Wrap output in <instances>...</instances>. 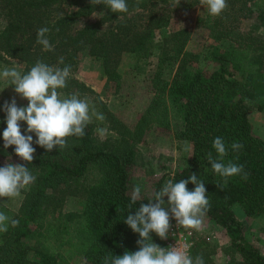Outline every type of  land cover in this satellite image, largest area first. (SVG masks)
Segmentation results:
<instances>
[{"label": "trees", "instance_id": "1", "mask_svg": "<svg viewBox=\"0 0 264 264\" xmlns=\"http://www.w3.org/2000/svg\"><path fill=\"white\" fill-rule=\"evenodd\" d=\"M252 1L226 0L227 7L219 16L209 15L206 8L197 15L196 21L212 40L198 58L202 52L186 48L189 30L169 26L172 18L188 16L203 7L199 0H126V13H113L91 0H0V55L23 61L22 73L37 61L60 68L70 66V72L74 71L79 53L87 51L100 61L106 83L117 84L123 55L156 56L158 60L151 78L155 94L132 126L98 97L91 100L115 137L101 140L91 122L82 138L68 137L66 148L48 152L35 143V133H27L26 122H20L22 134L33 136L36 151L30 163L16 155L15 146L4 148L2 134L7 124L0 101V167L8 162L23 164L36 177L23 191L16 211L0 202V212L19 221L17 227L9 223L8 231L0 233V264H72L62 256L65 247L78 252L84 264H104L106 256L139 250V234L124 222L131 203L130 175L141 155L137 145L146 133L153 127L172 129L168 97L181 114L182 123L174 130V138L187 141L192 152L172 176H161L151 193H141V199L132 205V214L167 181L179 182L195 173L207 190L209 207L204 216L221 226L229 239L225 264H264V254L244 237L243 225L233 211L238 205L248 216H264V137L254 132L251 119L253 111L264 110V7L252 8ZM64 3L75 8L57 12ZM92 13L99 15L96 21L74 28L76 21ZM248 18L253 19L250 28L237 30ZM104 24L108 25L103 28ZM42 27L49 29L46 37L51 51L36 43L37 30ZM226 39L227 46L219 44ZM198 59L203 66L197 65ZM168 61L178 64L172 78L165 80L161 73ZM58 91L65 97L93 93L71 77ZM216 137L223 139L228 150L223 163L243 165V172L228 178L227 183L212 171L207 159L209 152L217 158L212 147ZM233 143L243 147L234 151ZM89 173H94L92 181L87 180ZM187 187L194 190L195 185L189 182ZM68 195L78 198V210H62ZM48 214L53 218L47 222ZM151 235L154 243L163 245L155 232ZM206 245L195 242L190 256L207 262Z\"/></svg>", "mask_w": 264, "mask_h": 264}, {"label": "clouds", "instance_id": "2", "mask_svg": "<svg viewBox=\"0 0 264 264\" xmlns=\"http://www.w3.org/2000/svg\"><path fill=\"white\" fill-rule=\"evenodd\" d=\"M92 4H103L113 13L128 12L126 0H91ZM200 5L206 8L209 15L219 16L227 7L226 0H199ZM49 32L47 27L37 30L36 43L43 46L44 51H51L52 45L46 37ZM63 63V57L59 58ZM70 76V66L63 68L49 66L37 61L26 73H22L16 67H5L0 70V80L9 85H14V91L22 99L28 101L27 106H17L15 97L11 102H5L3 110L6 113L7 127L3 131L4 148L15 146L14 151L23 161L32 162L36 149L33 145V136L25 135L21 131V123L26 122L27 133H35V143L51 152L54 148L62 150L67 147V138L75 136L82 138L85 128L92 122V117L103 121L102 113L90 105L86 99L79 98L76 94L63 97L59 89L67 86ZM101 140L107 134V129L97 128ZM212 147L217 153L214 159L209 152L207 159L212 171L222 177L227 183L228 178L240 175L243 165H237L229 161L223 163L227 155V148L221 137L213 140ZM232 149L243 147L239 143H233ZM184 151L191 153V145H185ZM192 156L191 154L189 157ZM247 179V173H244ZM36 177L23 164L8 162L0 167V198L12 200L21 196L22 191L27 190L34 183ZM189 182L195 185L194 190H189ZM222 189V185L217 184ZM142 188L134 187L129 204V213L124 222L139 234L137 244L139 250L126 251L119 256H106L104 264H204L202 257L193 259L184 248L175 246L163 248L153 242L152 233L155 232L161 239H167L170 230V218H174L176 226L184 229L199 231L202 227V218L209 207L206 196L207 190L203 181L198 180L195 173L188 179L179 182L167 181L163 187L149 196L148 203H140L132 214V205L141 199ZM167 197V201H165ZM11 227H17L19 221L11 219L5 213L0 212V233L8 231Z\"/></svg>", "mask_w": 264, "mask_h": 264}, {"label": "rangeland", "instance_id": "3", "mask_svg": "<svg viewBox=\"0 0 264 264\" xmlns=\"http://www.w3.org/2000/svg\"><path fill=\"white\" fill-rule=\"evenodd\" d=\"M252 8L264 7V0H253L250 3ZM60 10L57 12L63 13L73 10L74 5L64 3L58 7ZM205 10L204 7L199 6L193 13L188 16H176L172 18L169 28L176 29L185 27L190 32V39L186 48L191 52H202L198 58H201L205 52L204 45L212 40L208 37V32L199 25L196 21L197 15H201ZM135 14V13H130ZM128 14V16L130 15ZM97 13H92L90 16L82 17L74 23V28L83 26L86 23L94 22L98 19ZM253 24V19L248 18L242 21L240 28L237 30H248ZM108 24H104L105 28ZM222 46H227L229 40L219 41ZM1 56V55H0ZM157 57L151 56L148 58H133L123 55L118 66L121 74L119 82L106 83L105 76L102 72L101 63L96 58L90 56L87 51H81L78 55L77 68L70 72L71 78L84 83L88 88H91L93 93L86 92L81 99H86L89 105L95 109L91 100L98 97L112 112L119 116L126 124L132 126L138 116L147 108L150 100L155 94L152 86L151 78L156 70ZM198 66H203L204 62L198 59ZM25 63L21 60L7 57L2 55L0 57V70L5 67H16L22 72ZM177 61L165 62L162 70L161 77L165 80H170L177 68ZM190 67H193L191 65ZM14 85L7 84L4 80H0V101L2 103L1 109L3 110L4 103L11 102L15 97L17 106H27L28 101L22 99L14 91ZM62 96L65 97V95ZM171 130L164 131L159 128L153 127L149 130L143 141L138 143L137 148L141 152L137 165L133 167L130 175V187L133 192L134 187L140 185L142 188L141 193H151L153 185L161 176H172L173 172L183 164V159L189 153L184 151L185 145H189L187 141H179L174 138V130L182 123L179 108L171 97L167 98ZM96 105V104H95ZM91 108V109H92ZM1 110V111H2ZM4 111V110H3ZM252 123L254 132L264 137V110L253 111ZM92 125L95 135L100 138L97 133V128L107 129L105 138L115 137V133L109 129L107 121H99L92 119ZM101 139V138H100ZM1 162L6 160L1 159ZM94 173L88 174V181H92ZM23 198V191L21 196L12 200L8 198H0V202L5 204L8 208L16 211ZM81 207L79 200L76 196H66L62 210L71 211L78 210ZM236 217L243 225L244 237L256 246L264 254V216L251 217L244 213L242 208L238 205L233 207ZM53 218L52 214L47 215V222ZM190 232L193 244L195 242H205L209 256L207 262L204 264H225L229 260L226 253V245L229 239L225 230L216 224L212 219L207 216L202 218V227L199 231L195 229H185ZM204 240V241H203ZM62 256L65 260L72 264H84L80 254L73 249L63 248ZM236 258H240L238 255Z\"/></svg>", "mask_w": 264, "mask_h": 264}, {"label": "built area", "instance_id": "4", "mask_svg": "<svg viewBox=\"0 0 264 264\" xmlns=\"http://www.w3.org/2000/svg\"><path fill=\"white\" fill-rule=\"evenodd\" d=\"M170 230L167 239H162L163 248L169 247H181L187 251V254L190 256V249L193 245L192 238L190 236V232L185 230L184 228H178L176 226V221L174 218H170Z\"/></svg>", "mask_w": 264, "mask_h": 264}, {"label": "crops", "instance_id": "5", "mask_svg": "<svg viewBox=\"0 0 264 264\" xmlns=\"http://www.w3.org/2000/svg\"><path fill=\"white\" fill-rule=\"evenodd\" d=\"M182 141V140H181Z\"/></svg>", "mask_w": 264, "mask_h": 264}]
</instances>
